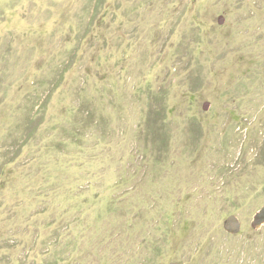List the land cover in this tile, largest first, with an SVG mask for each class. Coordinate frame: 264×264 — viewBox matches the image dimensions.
<instances>
[{"label":"rangeland","instance_id":"374dc122","mask_svg":"<svg viewBox=\"0 0 264 264\" xmlns=\"http://www.w3.org/2000/svg\"><path fill=\"white\" fill-rule=\"evenodd\" d=\"M85 4L0 0V264H264V0Z\"/></svg>","mask_w":264,"mask_h":264},{"label":"trees","instance_id":"16d2710c","mask_svg":"<svg viewBox=\"0 0 264 264\" xmlns=\"http://www.w3.org/2000/svg\"><path fill=\"white\" fill-rule=\"evenodd\" d=\"M105 3V0H87V4L83 5L82 7V11H85L87 10V12H89V20L91 22H93L94 18H95V15L101 11V7L103 6V4ZM62 79V74L61 72L58 74V75H54L53 76V80L52 82L50 83L52 86H48L47 87V91H46V94H45V98L41 101V104H46V99H49V96L52 94V92L55 90V88L58 86L60 80ZM156 111H158V109H156ZM38 110L34 111L33 114L31 113H26V116L28 118H32V115H34L35 113H37ZM154 117L156 118L157 116L153 114V112L151 114H149V117ZM161 127V126H160ZM158 129H154L153 128V132H157ZM34 131V130H33ZM33 131H27L26 134L28 133V135H31L33 133ZM160 131V129H159ZM160 133L164 134V132L161 130ZM18 133L16 132V134L14 135H17ZM19 138V137H18ZM164 139V138H163Z\"/></svg>","mask_w":264,"mask_h":264},{"label":"water","instance_id":"95a60500","mask_svg":"<svg viewBox=\"0 0 264 264\" xmlns=\"http://www.w3.org/2000/svg\"><path fill=\"white\" fill-rule=\"evenodd\" d=\"M264 223V205H262L258 211L255 213L252 225L255 227L258 225H262ZM241 224L239 218L235 214H231L226 217L224 221V228L231 232V233H237L240 230Z\"/></svg>","mask_w":264,"mask_h":264}]
</instances>
